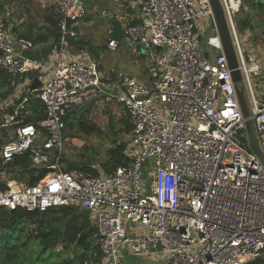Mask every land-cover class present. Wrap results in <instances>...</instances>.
<instances>
[{
  "label": "built area",
  "instance_id": "built-area-1",
  "mask_svg": "<svg viewBox=\"0 0 264 264\" xmlns=\"http://www.w3.org/2000/svg\"><path fill=\"white\" fill-rule=\"evenodd\" d=\"M246 1L218 0L264 156V90L259 102L251 82L264 71V39L244 52L235 24ZM35 2L54 4L56 44L45 60L29 61L24 53L32 42L0 26V69L12 79L25 77L18 95L30 91L28 76L35 73L44 118L26 124L20 108L4 115L0 129H11V137L0 145V161L29 155L46 174L33 186L5 182L0 209L43 214L74 206L87 212L99 236L100 264L157 257L165 264L264 263V167L248 144L209 1L132 0L138 23L130 25L127 15L116 18L122 38L149 60L143 81L122 73L110 78L87 52L72 51L75 24L87 17L81 0ZM202 21L213 28L205 43L215 51L213 59L199 48ZM110 33L106 48L114 52L119 43ZM100 102H115L126 113V165L96 177L65 171L66 119Z\"/></svg>",
  "mask_w": 264,
  "mask_h": 264
},
{
  "label": "trees",
  "instance_id": "trees-1",
  "mask_svg": "<svg viewBox=\"0 0 264 264\" xmlns=\"http://www.w3.org/2000/svg\"><path fill=\"white\" fill-rule=\"evenodd\" d=\"M255 1V6L264 10V5L261 6L260 0ZM25 2L28 1L25 0ZM50 13L44 19L43 28H37L35 33L32 32L33 26L19 28L13 26V33L19 38L31 41L33 47L53 39V47L58 38L59 19L57 14ZM125 13L131 17L128 20L130 25L138 23L135 18L137 11L131 8L130 4L127 5ZM240 28L253 29L248 18L240 22ZM77 40L68 41L73 52H87L95 60L99 59L97 49L85 41ZM113 77L112 74L110 78ZM24 79V76L12 79L6 71L0 69V104L8 102V108L0 109V121L4 115H12L19 108L26 124L35 125L36 122L44 118L43 105L36 97L37 90L24 91L21 95L17 94L16 86ZM13 80L15 81L14 84H12ZM94 105L84 106L75 114L81 111L87 112ZM123 112L124 116L120 120V124L124 132L130 134L131 126L124 109ZM75 114L66 119L67 132L73 128L72 121H76L77 128L85 136L101 134L94 124L83 121L81 116L74 118ZM10 132L11 129H0V145L10 139ZM112 133L116 136L115 132ZM125 148L126 143L112 145L108 151L107 162L101 165L104 173L108 174L117 167L126 165V159L123 155ZM61 163H63V159ZM64 170H79L94 177L99 175L97 170L87 164L67 163ZM0 172L8 175L12 180L30 186L35 185L46 174L45 169H39L33 165L29 155L17 156L5 165H2L0 161ZM5 188V183H0V190ZM82 234L83 237L78 241ZM98 239L99 236L95 227L90 223L88 213L74 206L53 208L43 213L42 216L36 211L0 209V264H100L101 255L97 244Z\"/></svg>",
  "mask_w": 264,
  "mask_h": 264
},
{
  "label": "rangeland",
  "instance_id": "rangeland-1",
  "mask_svg": "<svg viewBox=\"0 0 264 264\" xmlns=\"http://www.w3.org/2000/svg\"><path fill=\"white\" fill-rule=\"evenodd\" d=\"M87 17L80 23L75 24L78 28L76 39L87 42L90 46L97 49L98 60H95L99 66V70L107 76L114 73H122L139 81L146 78V67L149 60L145 55L134 46L126 43L125 38H122L118 43V48L114 52H109L106 48L108 31L110 22L118 17L125 15L127 5L130 0H81ZM254 1V2H253ZM246 1L243 4L239 14L236 16V32L239 38L240 45L244 52L250 53L254 48V43L264 39V10H260L255 6L256 1ZM25 2V0H0V26H7V18L13 20L14 28L22 26H33V31L43 28L45 25L44 19L50 15V12H55L53 3L44 6L37 2ZM261 6L264 5V0H260ZM27 6L29 8H27ZM8 12V16H5ZM124 12V13H123ZM128 15V14H127ZM250 20L253 27L250 29H241L240 22L246 19ZM201 25L205 26L204 37L199 43L201 50L207 49L210 59H213L215 51L206 47V39L213 36V28L207 25L206 21H202ZM77 40V41H78ZM264 67V57L262 60ZM40 78H44L41 74ZM252 88L256 99L262 100V91L264 90V71L258 76L252 78ZM8 105L0 104V109H6ZM82 117L83 121L94 124L101 134L85 136L77 128L76 121H72L73 128L68 132L65 131L64 150L62 152V167L66 169L67 163L87 164L99 173H104L101 165L108 160V151L114 144L128 143L129 133H125L121 127L120 120L124 116L122 107L115 102H100L91 107L87 112H79L74 118ZM116 133V136L112 132ZM11 134V132H10ZM244 133L238 134L244 139ZM152 169V165L147 167ZM11 178L6 174H0V183H5ZM16 183H22L15 180ZM147 185V184H146ZM155 259V260H154ZM152 259H134L126 258L117 264H164L162 258ZM157 260V261H156Z\"/></svg>",
  "mask_w": 264,
  "mask_h": 264
},
{
  "label": "water",
  "instance_id": "water-1",
  "mask_svg": "<svg viewBox=\"0 0 264 264\" xmlns=\"http://www.w3.org/2000/svg\"><path fill=\"white\" fill-rule=\"evenodd\" d=\"M208 1L210 3L211 9L214 14V19H215L218 34L220 37L223 53L226 58L228 68L231 71V78L235 86V91H236L237 100L240 106V111H241L243 119L245 120L244 122L245 133L247 136L249 147L252 153L256 156V158L260 161V163L264 167V156L259 148L258 141L255 135V132L253 130L252 123L249 118L250 110H249V106L247 103L244 88L241 84V75L238 70L237 59L235 56V52L232 46V42L230 39V35L227 29V25L224 19L221 6L218 0H208ZM110 29H111L110 38L119 42L122 39V30H121L120 23L116 19L110 22ZM157 51H159V49H157ZM203 55L204 57H206V53H204ZM28 80L31 81V84L29 86L30 91H35L40 87V81L38 80V78H35V73L28 76ZM82 237H83V234L81 237H79L78 241H80ZM74 245L72 246V249ZM261 264H264V263H261Z\"/></svg>",
  "mask_w": 264,
  "mask_h": 264
},
{
  "label": "crops",
  "instance_id": "crops-1",
  "mask_svg": "<svg viewBox=\"0 0 264 264\" xmlns=\"http://www.w3.org/2000/svg\"><path fill=\"white\" fill-rule=\"evenodd\" d=\"M26 1H28V3H29V2H34L35 0H26ZM130 1H132V0H130ZM28 3H26V4H28ZM27 8H29V7L27 6ZM5 16H8V12H5ZM12 23H13V20L11 18H7V26L8 27H11L13 29ZM37 28H39V27H37ZM75 30H78V28H75ZM32 32L35 33L36 31L35 30L34 31L32 30ZM53 43H54L53 42V39H50L46 43H42V44H39V45H35L32 50L24 53L25 59L26 60H29V61H42V60H45L50 55V53L52 51V45H53ZM50 48H51V50L49 51ZM263 57H260L259 62H262ZM162 263L165 264V260H163Z\"/></svg>",
  "mask_w": 264,
  "mask_h": 264
},
{
  "label": "flooded vegetation",
  "instance_id": "flooded-vegetation-1",
  "mask_svg": "<svg viewBox=\"0 0 264 264\" xmlns=\"http://www.w3.org/2000/svg\"><path fill=\"white\" fill-rule=\"evenodd\" d=\"M263 25H264V22H263Z\"/></svg>",
  "mask_w": 264,
  "mask_h": 264
}]
</instances>
